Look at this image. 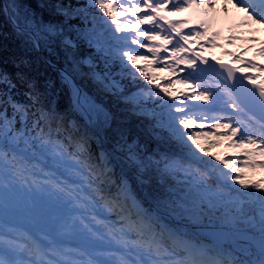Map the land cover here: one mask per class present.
Returning <instances> with one entry per match:
<instances>
[{"label":"snow or ice","instance_id":"snow-or-ice-1","mask_svg":"<svg viewBox=\"0 0 264 264\" xmlns=\"http://www.w3.org/2000/svg\"><path fill=\"white\" fill-rule=\"evenodd\" d=\"M203 2L211 5L214 0ZM196 3L197 0H86L74 5L69 0L54 5L56 13L68 20L91 17V27L79 32L77 38L103 58V68L91 57L77 58L73 50L78 43L63 40L69 54L60 76L87 120L83 129L74 122L66 124L55 109L46 106L30 80L21 79L25 102L17 100V83L0 72V264H264V181L246 177V169H264V160L256 159L264 157V80H260L264 66L233 53L228 55L243 67L219 60L212 63L190 47L200 40L218 47L214 43L218 33L208 39L207 22L185 32L186 21L172 22L159 15L166 10L180 13ZM226 3L245 14V23L264 26V0ZM33 22L36 47L40 35H62L57 24L35 18ZM126 30L130 34H125ZM259 55L264 57V47ZM116 67L119 71H114ZM165 70L167 77L158 75ZM252 72L257 75L248 74ZM80 74L88 75L98 88L122 100L135 114L153 121L154 127L179 149V153L145 156L138 145L125 140L118 146L125 151L137 179L149 184L153 175L161 180L182 175L187 187L185 197H193L191 201H157V210L153 211L132 194L127 180L119 182L116 195L104 197L102 186L110 181V153L101 151L94 157L90 142L99 137L100 129H109L116 117L77 85L76 76ZM130 86L136 89L131 95L127 92ZM220 129L225 131H217ZM210 137L216 140L209 147L218 146L219 139L226 138L230 147L240 150L242 164L237 166L239 157L223 159L208 152L200 141ZM205 153L217 163L205 160ZM37 157L50 158L53 169L44 173L41 182L26 179ZM68 160L73 162L71 166ZM61 168L77 174L86 171L91 178L89 187L99 181L92 191L106 200L105 207L120 209L121 227L108 233L115 247L103 248L105 235L78 215L53 217L48 223L51 231L44 233L46 244H29L9 235L14 229L6 230L3 224L5 197L17 188L35 190L68 208L85 206L87 198L80 195L83 189L78 191L67 180L57 178L56 169ZM216 202L227 204L237 219L247 217L249 208L258 205V222H252L253 217L246 221L259 233L254 238L256 259L226 258L223 252H213L187 233L162 223L157 214L163 207L177 217L198 218ZM92 220L99 223L95 215ZM74 237L81 242H72Z\"/></svg>","mask_w":264,"mask_h":264},{"label":"trees","instance_id":"trees-1","mask_svg":"<svg viewBox=\"0 0 264 264\" xmlns=\"http://www.w3.org/2000/svg\"><path fill=\"white\" fill-rule=\"evenodd\" d=\"M68 2L69 0H0V72L6 73L12 78L13 82L17 83V89L15 90V98L17 100L25 102V97L22 94L24 86L21 83V79L30 80L41 93L46 106L55 109L66 124L74 122L83 129L87 124V120L82 112L76 108L71 99L68 86L62 81L61 76L58 75L52 65L64 68L68 64L67 57L69 52L63 44L65 38L72 39L78 43V48L73 50L77 58L91 57L98 63L100 68H103L104 65L103 58L100 54L88 47L86 42L78 40L77 38L79 32L86 31L91 27V17L85 19L83 16H80L68 20L56 13L54 5ZM71 3L74 5L77 3L84 4L86 0H71ZM160 14L165 16L170 15L166 11ZM33 18L42 23L57 24L62 29V35L52 37L40 35L38 39L39 47H36L33 42L36 39L33 34L35 27ZM142 27L147 28L151 26L142 25ZM125 34H130V32L126 30ZM223 40V38L218 39L219 47L224 46ZM248 42L240 38L238 44L246 45ZM217 55L214 52L209 58L226 61V52L217 53ZM114 71H119V68H114ZM158 75L167 77L169 74L165 70L163 73H158ZM260 78V80H264V74H261ZM76 81L97 103L103 105L116 117L115 122L109 129H100L99 137L94 138L111 152L109 156V168L111 169L110 181H106L102 186L104 197L111 198L107 194L106 188L117 181L116 176L114 174V176L112 175L113 170L123 172V174L121 172H118V174L120 176L122 174L124 178L128 179L132 194L141 201L145 208L150 207L153 211L157 208V201L165 199L171 200L177 194H185L183 187L185 185V178L182 175H177L181 179L179 181L171 177L161 180L159 176L153 175L149 184H142L141 182L134 184L130 174L133 172L136 173V171L129 163L121 160L116 155L121 153L125 154V151L118 145H122L125 140L128 144L135 143L145 156H156L166 151L179 153V149L166 138L165 133L154 127L153 121L135 114L122 100L117 99L118 101L113 104L112 100L109 98L105 99L103 95L101 96L95 87L92 86L94 83L88 75H77ZM177 87L179 88L180 86L177 85ZM135 91L136 89L133 86L127 89L129 95ZM121 136L124 139H121ZM216 148V151L210 153H215L221 158L227 159L221 154V152L225 151V148ZM203 157L205 160H212L213 163H217L214 158L207 154H204ZM260 158L257 157L256 159L260 160ZM32 163L35 166L30 170V175L26 177L29 181L36 180L37 182H41L45 179L44 173L53 170L50 158L41 159L37 157L34 158ZM67 163L70 166L73 164L71 160H68ZM56 172L58 179L67 180L70 185L77 187L78 191L83 189L80 195L87 199L84 200V207L74 206L77 211L89 216L91 220L93 215H95L96 221H100V218H102L106 225L105 233L107 235L110 229H119L121 227L122 218L120 213L115 212L114 209L105 207L106 200L99 199V196L92 191V188L96 187L99 181H96L92 187H89V180L91 178L86 171L81 170L77 174V172L71 169L65 171L61 168L56 169ZM261 178H264V176ZM212 190L215 191V185H213ZM104 209L106 212L103 211ZM157 214L162 217V223L167 224L170 228L178 229V226L173 220L166 218L159 212ZM28 216L29 226L27 229H24L25 231L32 230L38 232L41 227H46V229L50 230L48 228L49 222L46 219L32 217L31 215ZM92 222L96 223L93 220ZM108 236L111 239V236ZM191 238L201 246L204 245L202 241L193 237ZM165 240L167 241L166 237Z\"/></svg>","mask_w":264,"mask_h":264},{"label":"rangeland","instance_id":"rangeland-1","mask_svg":"<svg viewBox=\"0 0 264 264\" xmlns=\"http://www.w3.org/2000/svg\"><path fill=\"white\" fill-rule=\"evenodd\" d=\"M166 12L170 13V15L166 16L169 21L179 22L186 21V25L184 27V31L188 32L192 27H197L201 22H207L209 25V37L212 38L213 34L218 33L215 36L214 43L218 45V47H212L209 44H206L204 40H200L199 43H193L190 45L194 50L200 52L205 58L210 59V55L216 52L224 53L226 52V61H230L234 67H243V64H239L235 61L234 56L228 55V53H233L241 56L243 60H251L254 63H258L261 66H264V57L259 55V50L264 47V26L261 25H253L250 23H245L246 17L245 14L239 11L237 8L233 7L231 4L226 3V0H214V3L211 5H206L203 0H197L196 4H193L192 7L187 8L185 11L180 13H173L166 10ZM159 15H162L159 13ZM165 16V15H164ZM203 31V29H201ZM223 38L224 46L219 47L218 39ZM240 38H243L244 41H249L246 45L238 44ZM200 45H204L203 48ZM135 48V46H132ZM171 47V46H169ZM227 47V49H225ZM217 59V58H216ZM58 75H60V71L63 68H59L57 66L52 65ZM252 75H257V73L252 72L248 73ZM261 75V74H260ZM261 79V78H260ZM77 82V81H76ZM260 81H258L259 83ZM78 83V82H77ZM92 83V81H91ZM79 84V83H78ZM80 85V84H79ZM68 86V85H67ZM93 87L98 91V93L103 95L105 99L112 100L113 104H115L118 100L116 97L111 96L103 92L100 88H98L95 84H92ZM69 88V86H68ZM82 88V87H81ZM71 99L74 103V97L71 89L69 88ZM207 130V129H206ZM219 132H223L225 130L220 129L217 130ZM216 140L215 137H210L208 139H202L200 143L202 146L208 149V152L216 151V147L225 148V151L221 152L223 156L227 159L233 157H239L237 160V166H240L243 162V157L239 149L230 147L229 142L226 138L221 137L219 139L218 146L209 147L212 141ZM90 147L92 149L93 156L95 157L101 151L108 152L111 155V152L108 151L104 146H102L96 139H93L90 142ZM207 154V153H205ZM121 160H124L128 163L126 159V154H116ZM204 155V154H202ZM260 160H264V157H261ZM118 172H121L118 170ZM117 170L112 171V175L114 174L117 178V181L112 183L108 188H106V192L111 197L116 195L117 186L121 180H127L129 186L130 183L128 179L122 176L123 172H121V176L118 174ZM113 175V176H114ZM131 180L134 184H139L140 180L137 179V173L133 172L130 174ZM264 169L256 168V169H246V177L252 181H263L264 178ZM175 180H181L178 176L171 177ZM184 193L187 191L186 184L183 185ZM233 187H238L237 185H233ZM214 192V190H211ZM40 193L33 190L29 192L27 188H17L16 191L8 192L5 197V211L3 215V224L5 229L8 228L14 229L9 235L16 237L21 242L29 243V244H46L47 241L44 238L45 232H50L51 230L46 229V227H41L38 232L27 230L29 226V216L28 207L31 203L36 199ZM194 195V194H193ZM43 196V195H41ZM45 211L48 213V217L46 220L49 222L53 217H70L72 215L82 216L85 219L86 223H90L91 226L94 227V230H99V232L103 233L106 238V242L103 244V248H112L116 245L112 242L110 237L105 233L106 225L102 218H100L99 223H93L91 218L79 211H77L74 206L72 208H68L65 205L59 204L55 201L49 200L45 197ZM193 197H185V194L178 195L173 197L171 200L180 201L182 199H188L191 201ZM115 212L120 213L119 208L114 209ZM157 208H155V211ZM103 211L106 212L104 209ZM159 213L163 214L166 218L171 219L178 226L179 231L187 233L190 237L198 239L202 241L205 248L215 251H221L225 254L226 258L230 259L232 253H228L223 249H220V244L213 243L211 238L207 233L198 231V226L202 228H209L215 225H222L229 227L230 231L236 232V236L239 234L244 236L245 240L248 243H255L254 238H258V230L252 229L250 224L246 221L248 217H253L254 220L252 222H258L259 220V208L258 205H253L249 208L247 217L234 218V216L230 212V208L227 204L216 202L215 206L211 208H205L198 216V218H193L188 215H184L181 217H177L174 214H170L169 210L161 207L158 210ZM115 215H117L115 213ZM118 217V215H117ZM120 217V216H119ZM73 241H80L78 237H74ZM72 241V242H73ZM219 244V245H218Z\"/></svg>","mask_w":264,"mask_h":264},{"label":"bare ground","instance_id":"bare-ground-1","mask_svg":"<svg viewBox=\"0 0 264 264\" xmlns=\"http://www.w3.org/2000/svg\"><path fill=\"white\" fill-rule=\"evenodd\" d=\"M198 231L207 233L213 243L220 244V249L231 254V258L238 259H256L258 248L256 243H248L244 236H236V232L230 231L229 227L215 225L209 228L198 226ZM218 244V245H219Z\"/></svg>","mask_w":264,"mask_h":264},{"label":"water","instance_id":"water-1","mask_svg":"<svg viewBox=\"0 0 264 264\" xmlns=\"http://www.w3.org/2000/svg\"><path fill=\"white\" fill-rule=\"evenodd\" d=\"M209 61L212 62V63H215L217 60H212L211 59ZM222 62L225 63V64H231L229 61H222ZM237 75H240V74L237 73ZM245 84H247V81H245ZM77 85L80 86L78 83H77ZM248 87H251V85H248ZM45 204H46V202H45L44 196L38 195L36 197V199L31 203V205L28 208V211H29L30 215L33 216V217H38L40 219L47 218L48 217V213L44 210Z\"/></svg>","mask_w":264,"mask_h":264}]
</instances>
